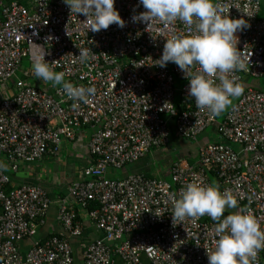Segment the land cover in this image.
I'll return each mask as SVG.
<instances>
[{"label": "built area", "instance_id": "obj_1", "mask_svg": "<svg viewBox=\"0 0 264 264\" xmlns=\"http://www.w3.org/2000/svg\"><path fill=\"white\" fill-rule=\"evenodd\" d=\"M220 2L229 18L250 25L236 33L247 71L233 75L240 83L264 81L261 1ZM114 8L125 27L93 33L87 18L71 13L64 0H0V159L7 166L0 170V264H77L70 239L84 231L79 211L100 233L83 246L80 264H208L215 222L203 216L174 225L171 216L169 195L178 196L191 182L231 192L264 229V90L244 87L220 121L210 119L188 97L189 81L178 66L155 64L166 38L186 33L185 26L154 21L146 30L133 23L134 14L146 11L138 0H115ZM31 42L45 48V61L64 72L65 81L96 88L89 104L73 110L60 86L48 91L25 82L21 63H32ZM81 48L91 49L93 59L81 63ZM213 124L220 140L236 148L221 141L199 145L195 164L170 166L172 183L144 172L108 175L167 145L171 126L193 141ZM80 130L88 132L92 162L69 183L58 206L62 231L42 236L51 204L47 192L39 184L10 186L9 173L56 157ZM256 264H264V250Z\"/></svg>", "mask_w": 264, "mask_h": 264}, {"label": "clouds", "instance_id": "obj_2", "mask_svg": "<svg viewBox=\"0 0 264 264\" xmlns=\"http://www.w3.org/2000/svg\"><path fill=\"white\" fill-rule=\"evenodd\" d=\"M64 3L71 13L87 18L88 31L93 33L107 30L113 24L125 27V21L114 8L115 0H64ZM138 5L146 11L134 14L131 20L146 24V30L154 21L165 28L177 21L185 26L186 33L166 38L162 55L155 64L161 68L170 62L178 66L189 81L188 97L194 99L197 109L206 110L213 119L228 108L233 98L243 95L244 85L233 73L247 71L246 58L237 49L236 35L250 27L244 19L229 18V9L220 0H138ZM162 35L166 34L162 32ZM32 46L35 51L31 71L37 79L52 87L60 86L66 98L73 102V110L81 103L91 102L96 94L94 86H75L65 81V73L54 71L45 61L48 54L45 48L35 43ZM78 58L81 63L93 59L91 49H79ZM6 167L0 163V170ZM168 199L173 205L174 225L183 224L186 218L203 216L215 222L214 250L207 251L208 264H256L259 251L264 250V229L249 209L238 207V200L231 192H221L218 185L191 182L178 196L172 193ZM229 209L237 211L225 215Z\"/></svg>", "mask_w": 264, "mask_h": 264}, {"label": "crops", "instance_id": "obj_3", "mask_svg": "<svg viewBox=\"0 0 264 264\" xmlns=\"http://www.w3.org/2000/svg\"><path fill=\"white\" fill-rule=\"evenodd\" d=\"M17 1L28 5V0ZM24 68H22L21 66L22 72L20 75L23 79L32 75L30 71H26L24 70ZM41 83L42 87L35 84L32 85L37 88L45 89L48 91H51L54 88L50 83ZM170 136L171 137L167 145L153 148L148 154L140 158L138 161L127 165L129 166V168H127L126 170H122L120 176H124L130 172H144L148 176L159 177L158 175L160 174L161 170L160 167L170 169V166L175 162L179 163L181 166L195 164L197 161L198 146L208 142L221 141L231 146L232 148H236L235 144L220 140L216 132L215 124L207 127L203 132L197 135L196 139L193 141H186L178 137L175 134L172 126ZM210 137L213 140H210ZM68 142H72L74 146L72 149H74V151H79L80 154L83 155L80 157L76 156V162H73L72 158L67 157L65 162H62L58 166L56 163L57 159L46 155L42 159L37 160L31 164H20L16 172L9 173L11 184H39L47 192L51 200V204L49 206L43 228L40 229V234L42 236L62 231V226L58 218V206L62 201H65L66 190L69 183L77 179L80 175L82 168L92 162V158L89 154L87 145V130H80L77 132L73 140L64 141V147L67 146ZM170 145L173 146L171 147ZM0 163H3L2 159H0ZM77 163L79 164L78 168L76 167ZM50 165L53 167V170L50 169ZM108 175L118 176L117 170L109 169ZM235 211H237V209H229L225 212V215L232 214ZM79 213L81 215L80 217L83 218L84 231L80 237H72L70 239L71 243L74 246L73 248L75 253L77 251H81L82 247L87 242L100 235L99 231L85 218L84 214L81 211H79ZM28 243V241H24L22 243L23 248H25Z\"/></svg>", "mask_w": 264, "mask_h": 264}, {"label": "rangeland", "instance_id": "obj_4", "mask_svg": "<svg viewBox=\"0 0 264 264\" xmlns=\"http://www.w3.org/2000/svg\"><path fill=\"white\" fill-rule=\"evenodd\" d=\"M260 1H261V15H264V0H260ZM31 64L32 63L28 62L26 59H24L22 61V63H21L22 68L25 67L24 70L30 71L32 73V75H30L28 77H25L24 80H25V82H27V83H29L31 85L32 84H35V85H39L40 87H42V85H41L42 84L41 83L42 81L39 80V79H37L34 76L33 72L31 71ZM244 80H246V82H243L242 83L244 85V87L253 86V87L260 88V89L264 90V81L262 79H260V78H256V79L250 78V79H244ZM7 87L8 88H7L6 92L7 93L8 92H11L10 91L11 88H10V85L9 84L7 85ZM235 100H236V98H233L231 103H233ZM229 106H228V108H229ZM228 108L223 113H221L220 115L217 116V121H220L223 118V116L225 115V113L228 110ZM209 139L210 140H213L211 137ZM186 141H188V140H186ZM73 147L74 146H73L72 142H68L66 147H64V144H63L62 149L60 150L61 152H59L60 154H58L56 157H53V158L57 159L56 160L57 161L56 163H57L58 166L62 162H65V160L67 159V157L72 158V161L73 162H76L77 161L76 156H79V157L80 156H83L82 154H80L79 151H74V149H72ZM78 166H79V164L77 163V166L76 167L78 168ZM127 168H129V166H127V167H125L123 169H118L117 170V175L120 176V174L122 173V170H126ZM50 169L53 170V167L51 166ZM160 169H161L160 170V174L158 176L161 177V178H163L164 180L172 183L171 175H170V169H168V168L167 169L166 168H161V167H160ZM156 174H157V172H156ZM75 258H76L75 260H76V262L78 264L81 263V253L79 251H77L75 253Z\"/></svg>", "mask_w": 264, "mask_h": 264}, {"label": "trees", "instance_id": "obj_5", "mask_svg": "<svg viewBox=\"0 0 264 264\" xmlns=\"http://www.w3.org/2000/svg\"><path fill=\"white\" fill-rule=\"evenodd\" d=\"M259 18H264V15H261V11H260V14H259ZM258 89H260V88H258ZM262 90V89H261ZM176 104H178V99H177V102H176ZM9 176H10V174H9ZM209 176V178L211 179V180H213L212 179V176L211 175H208ZM10 186H14L13 184H10ZM94 207V206H93ZM78 216H80V215H78ZM72 244V243H71ZM74 246H73V244H72V248H73ZM83 248V247H82ZM82 250V249H81ZM80 253H81V251H79ZM73 253H74V256H75V251H74V248H73ZM78 264V263H77Z\"/></svg>", "mask_w": 264, "mask_h": 264}]
</instances>
